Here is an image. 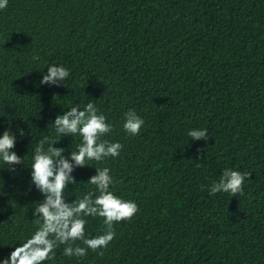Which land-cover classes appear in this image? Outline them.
<instances>
[{
	"label": "trees",
	"instance_id": "1",
	"mask_svg": "<svg viewBox=\"0 0 264 264\" xmlns=\"http://www.w3.org/2000/svg\"><path fill=\"white\" fill-rule=\"evenodd\" d=\"M53 64L71 72L61 87L40 83ZM89 100L124 147L76 168L65 199L94 192L87 182L109 167L112 191L139 213L115 225L102 256L69 258L61 245L46 264H264V0H8L0 136L16 134L24 166L0 163V264L37 228L36 144L47 136L66 156L76 150L80 138L50 123ZM129 109L145 120L137 137L123 131ZM190 129H207V141ZM225 168L252 174L244 196L209 195ZM86 219L89 238L102 234V219Z\"/></svg>",
	"mask_w": 264,
	"mask_h": 264
},
{
	"label": "clouds",
	"instance_id": "2",
	"mask_svg": "<svg viewBox=\"0 0 264 264\" xmlns=\"http://www.w3.org/2000/svg\"><path fill=\"white\" fill-rule=\"evenodd\" d=\"M7 5L8 0H0V10L6 9ZM70 75L65 66L53 64L47 68L46 74H42L40 83L61 87ZM4 115L3 107H0V116ZM50 124L56 136H78L80 143L67 156L64 148L55 147L59 142H53L47 136L36 144L30 176L31 184L43 197L35 203L32 211L31 223L37 228L30 238L3 259L2 264H46L55 261L56 249L61 245L64 246L63 255L69 258H83L89 250L102 256L116 237L115 225L131 223L139 213L135 202L112 191L116 181L109 167L95 169L96 174L90 177L87 184L95 187L94 192L71 203L65 199L64 193L69 186L78 184L73 176L76 168H86L93 161L99 164L109 158H119L124 147L120 142L106 138L115 131L114 125L108 122L93 100L83 108L76 105L63 111ZM144 125L145 120L134 109L124 113L122 127L129 137L139 136ZM17 131L20 136L24 135L22 129ZM187 135L192 141L206 142L208 137L207 129H190ZM16 143L17 136L11 130H5L0 136V163L12 173L16 166H24V158L14 151ZM251 176L250 172L225 168L219 179L211 184L209 195L244 196L246 184L252 183ZM0 183L3 184L2 179ZM87 217L102 219V234L89 238L86 234Z\"/></svg>",
	"mask_w": 264,
	"mask_h": 264
}]
</instances>
